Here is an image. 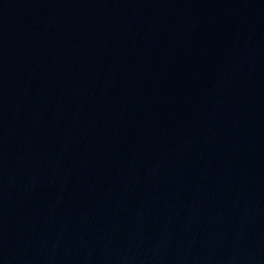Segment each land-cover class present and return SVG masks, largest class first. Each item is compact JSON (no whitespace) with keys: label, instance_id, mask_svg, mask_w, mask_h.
Segmentation results:
<instances>
[{"label":"water","instance_id":"1","mask_svg":"<svg viewBox=\"0 0 264 264\" xmlns=\"http://www.w3.org/2000/svg\"><path fill=\"white\" fill-rule=\"evenodd\" d=\"M0 264H264V0H0Z\"/></svg>","mask_w":264,"mask_h":264}]
</instances>
